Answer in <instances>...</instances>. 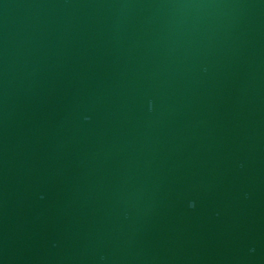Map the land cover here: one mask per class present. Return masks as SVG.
Here are the masks:
<instances>
[{
    "label": "water",
    "instance_id": "1",
    "mask_svg": "<svg viewBox=\"0 0 264 264\" xmlns=\"http://www.w3.org/2000/svg\"><path fill=\"white\" fill-rule=\"evenodd\" d=\"M0 264H264V0H0Z\"/></svg>",
    "mask_w": 264,
    "mask_h": 264
}]
</instances>
